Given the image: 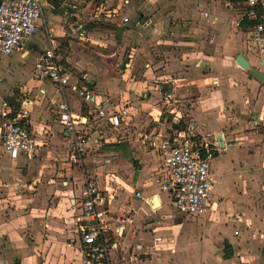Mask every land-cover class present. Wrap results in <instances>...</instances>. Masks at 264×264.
Segmentation results:
<instances>
[{
  "label": "crops",
  "instance_id": "crops-1",
  "mask_svg": "<svg viewBox=\"0 0 264 264\" xmlns=\"http://www.w3.org/2000/svg\"><path fill=\"white\" fill-rule=\"evenodd\" d=\"M238 4V0H142L126 10L131 18L140 11L150 21L149 26L137 29L141 45L131 49L132 60L123 63L126 70L110 79L114 83L105 84L95 70L87 69L88 65L84 68L86 73L71 84L78 80V85L93 89L103 98L109 97L119 109L126 110L132 126L121 131L118 140L103 133L104 138L111 140L97 148L93 143L101 134L92 130L88 110L80 108L74 94L67 96L72 113L86 118L89 146L85 153L95 154L91 162L97 166L89 168L95 176H87L89 171H84L85 159L79 165L69 161L72 139L57 120L55 105L59 95L50 83L33 77L35 60L42 53L32 42L38 34L22 52L11 55H19L23 60L19 65L25 64L30 55L34 57L31 70L8 65V94L0 95V104L6 97H14L12 86L30 70L32 78L18 88L20 95L15 102L26 92L34 98L30 116L39 147L38 155L30 162L10 160L0 151V264H86L73 224V218L80 213L77 203L83 177L99 188L103 187V178L111 183L113 200L108 211L111 226L119 229L121 237L118 250L111 253L110 264H172L179 254L191 253L187 241L179 244V234H175L171 246L160 238L169 230L161 228L157 218H170L163 211L157 189L156 171L162 162L139 138L142 132H168L173 114L181 117L184 128L191 127L204 140L214 137L221 144H230L223 146L210 163L212 175L217 170L219 176L232 175L231 183L239 186L244 183L242 165L254 158V222L246 221L264 237V85L251 74L264 73V56L252 51L246 33L235 28L234 9ZM56 5L53 0L50 9L62 6L68 10L63 3ZM98 24L88 26V35ZM61 29V35H51L53 46L69 66L70 49L79 44ZM41 42L47 47L45 36ZM150 42H154V48L148 50ZM238 56L247 62L246 69L236 62ZM81 57L84 61L86 56ZM2 81L5 80L0 77ZM165 94L172 95L169 105L163 102ZM108 144L117 148H104ZM45 157L51 160L46 161ZM114 168H124V173ZM233 168L240 170L239 178ZM226 182L219 190L212 189L211 202L215 192H226ZM235 190L234 200L228 203V211L233 214L239 213L237 204L243 199ZM136 192L140 197L135 196ZM155 198L159 201L158 212L153 208ZM216 201L218 209L222 201L217 195ZM209 213L203 217L212 218V211ZM232 231L218 228L215 232L221 236L218 234L214 244L204 239L193 264H264V238L236 243ZM225 242L230 254L227 259L222 257ZM131 249L142 252L136 255ZM169 249L172 254L167 252Z\"/></svg>",
  "mask_w": 264,
  "mask_h": 264
},
{
  "label": "built area",
  "instance_id": "built-area-1",
  "mask_svg": "<svg viewBox=\"0 0 264 264\" xmlns=\"http://www.w3.org/2000/svg\"><path fill=\"white\" fill-rule=\"evenodd\" d=\"M44 1L0 0V58L22 52L35 35L44 33L47 47L35 60L33 77L50 83L56 89L59 95V102L55 105L57 120L72 139L69 160L79 165L89 146L85 132L86 118L72 113L67 96L74 94L80 102V108L88 110L87 116L93 123L92 130H98L102 136L93 143L97 148L111 139L118 140L121 131L132 126L131 120L126 110L115 106L109 97L103 98L93 89L78 85V80L71 84L69 68L61 63L57 49L53 46L43 13ZM139 2L140 0H63L62 3L68 8L63 12L65 36L72 40L86 41L87 26L102 21L113 23L117 27L133 24L135 29L145 28L150 21L148 17H144V13L136 11L131 18L118 10L119 6L127 9ZM259 3V0H242L234 9V25L236 29L246 33L252 51L264 56V24L261 22L264 16L258 14L256 7ZM30 95L28 92L22 94L15 108L5 102L0 104V151L13 161L30 162L38 155L39 146L30 116L35 101ZM172 99L171 94L163 96L166 105ZM180 120V116L173 114L171 123L178 125ZM103 133L108 134L111 139L104 138ZM139 138L161 159V166L156 171L157 189L167 195L172 213L189 219L203 217L210 210L214 182L210 163L223 150V146L230 144H221L214 137L209 141L204 140L191 127L169 128L165 133L142 132ZM135 196L140 197V194L136 192ZM112 200L110 182L107 181L99 188L92 180L83 177L77 203L80 213L73 218V224L86 264H110L111 253L120 246L118 239L121 233L119 229L112 228L108 211ZM246 227H252L254 239L264 238L251 223Z\"/></svg>",
  "mask_w": 264,
  "mask_h": 264
},
{
  "label": "rangeland",
  "instance_id": "rangeland-1",
  "mask_svg": "<svg viewBox=\"0 0 264 264\" xmlns=\"http://www.w3.org/2000/svg\"><path fill=\"white\" fill-rule=\"evenodd\" d=\"M54 1L59 6V5H62L63 0H54ZM141 2L142 1L140 0L139 4ZM52 3H53V0L44 1L43 3L44 17L47 21L48 28L51 29L50 34L53 36L61 35L62 33L61 28L64 27L65 25V22L63 19L64 9L62 6H60V7H56L54 10H51L50 6L52 5ZM129 8L123 9L121 6H119L118 10L119 12L121 11L122 14H125L127 12L126 10H128ZM95 26L96 27L92 28L89 32V35L87 38L88 41L86 40L83 42H78L77 40H74L75 44L78 43L79 46L77 45L70 49V54L68 55V57L71 63L68 66V68L70 71V82L71 83L86 73L84 71V68H86L88 65L90 68L87 67V69L89 71L95 70V74L100 79V82L105 83V84L114 83V81L110 79L111 78L116 79L117 75L121 76L124 70H126V68L123 67V63H130V61L132 60V57H130V55H132L130 54V52L132 51L131 49L138 48L141 45V42H140L141 34L137 31V29H134L135 25L133 26V24H127L126 26H123V29H122L121 27H117V25L113 23L102 21L100 22V24L95 25ZM123 33H126V34L122 36ZM42 36L44 37V33H39L35 38L32 39V42L37 45V49L39 51L38 53L43 52L46 47L45 42H41ZM58 40L59 39H57V41ZM153 43L154 42H150L147 44L149 48L148 50H151L154 48ZM82 44H83V47L81 46ZM81 56H86L84 61L82 60ZM33 57L32 55L27 57V59L25 60L26 63L23 65H19L20 63L23 62V60L19 58V55L5 57L0 60V77L5 80L0 83V95L1 96L8 94V90H6V88L9 83V78H11L9 76L10 71L6 69L9 67L8 65H10L11 67L19 66L20 69L21 67L24 69H26V67H30V70H31V65H32L31 60L33 59ZM60 57H61V53H60ZM98 68H100L101 70H106L107 73H105L104 71L98 70ZM30 70L27 71V75L25 74V78L20 79L18 82H16L12 86L11 90L13 91L12 92L13 95L15 94L16 90L18 91V94H19L18 88H20L23 85H26V83L30 81V79L32 78ZM112 72L115 74L114 76H112ZM33 91H36V89H33ZM173 125L174 124L171 123L170 127L173 129H178V128H174ZM69 154L71 155V150ZM252 154L254 155V153H251L250 155ZM93 155L95 154L92 153L88 156L86 153H84L82 155V160L85 159L87 161V166H84V171H87V170L89 171V172H86L88 174V175L86 174L87 176H95L94 171L89 170V168L93 169L95 166H97L96 163L94 165L91 162L93 160ZM49 159L51 160L50 157L44 158V160L46 161ZM221 160H222V157H220V161ZM251 160L252 161L248 163V165H242L241 167L242 175H244V178H243L244 183L239 184V186L236 185L235 187L234 184L231 183L232 180L234 181V178L232 175L230 176V178L227 174L224 176L222 175L219 176L218 170L215 173H213L214 182H213L212 189L217 188L219 190L220 185L224 184V181H227V182L225 183L226 185H224V187L226 188V192L217 191L214 193L215 197L212 198V202L210 204V210L208 211L210 213L212 211L211 213L213 216L212 218L205 219L204 217H200V218H195V219H189L187 217L175 215L174 213H172L171 208L167 206L168 204L167 195L160 192L161 193L160 197L163 202V211L166 212L165 213L166 215L170 216V218L168 219H165L163 217H158L156 221V223L157 222L159 223L161 221V225H159L161 228L163 227L169 230L167 233H164V236L161 235L160 237L162 240H164L163 244L171 246L173 240L175 239V234L176 235L179 234V244L181 245V243L187 241L185 243H189L188 247L191 246V249H192V252L189 254L188 253L179 254L177 258H175V260L172 262V264H178V263L193 264V262H195L197 254L200 251L201 242H203L205 239L213 243V241L216 240L218 234L221 236L220 233L215 232L218 228L223 227V228H226L227 231L233 230L232 235L235 238L236 243H243V242L246 243V242L254 241L252 227L251 229L246 227L247 225L246 220H250L251 222H254V158H251ZM114 169H115L114 171L118 173H120L121 171H122V174L124 173V168H114ZM233 172L236 173L237 178L240 177L239 175H241L240 174L241 172L238 168H233ZM137 175L139 177V175L141 174H137ZM103 180H104L103 181L104 184H106L107 182L106 178H103ZM235 183H237V181ZM234 189H236L235 191L238 192V195L242 196L243 198L242 202L237 204L238 210L240 211H237L239 213H235V214L229 213L228 211V208L230 206L228 203L231 200H234V197H233ZM231 191H232V194H230ZM263 192H264V189H263ZM216 195H217V198L222 201V203L220 202L221 207H218V209H215L217 207L215 203L217 202ZM158 209L159 208L154 209V212H158ZM236 243H235V246H236ZM225 244L226 242L223 243L222 251L224 250ZM185 245L187 246V244ZM160 249L164 250L162 248ZM171 250L172 249H169L167 252H169V254H172L173 252ZM131 252L138 255L142 251L135 250V249L132 251L131 249ZM215 252L219 254V251H215ZM227 252H229V249L227 250ZM156 254H158V252ZM223 254H224V251H223ZM223 254H222V257H223ZM165 256L169 257L168 254L163 255V257ZM139 264H143V263H139Z\"/></svg>",
  "mask_w": 264,
  "mask_h": 264
},
{
  "label": "trees",
  "instance_id": "trees-1",
  "mask_svg": "<svg viewBox=\"0 0 264 264\" xmlns=\"http://www.w3.org/2000/svg\"><path fill=\"white\" fill-rule=\"evenodd\" d=\"M260 3L257 5V11H258V14L259 15H262L264 16V0H259ZM238 2H242V0H238ZM261 22L264 24V20H261ZM254 24H256V22H254ZM87 30H89V27L87 26ZM63 48H66V45L63 46ZM63 60H61V63L63 64L62 62ZM20 94H18V91L16 90L15 91V94H14V97L13 98H9V97H6L4 102L10 106H12L13 108L17 107V103L15 102V98L19 97ZM170 122H171V119H170ZM174 128H178V129H183L184 126L183 124L179 123V125H173ZM104 148L106 149H111V148H117L116 145H113V144H108L106 145ZM129 159V157H128ZM227 244L224 245V254H223V257L224 259H227L230 257V254L229 252H227Z\"/></svg>",
  "mask_w": 264,
  "mask_h": 264
},
{
  "label": "water",
  "instance_id": "water-1",
  "mask_svg": "<svg viewBox=\"0 0 264 264\" xmlns=\"http://www.w3.org/2000/svg\"><path fill=\"white\" fill-rule=\"evenodd\" d=\"M236 62L243 69H246L248 67L247 62L241 56L237 57ZM251 74L256 78V80H258L259 82H261L264 85V73L252 72Z\"/></svg>",
  "mask_w": 264,
  "mask_h": 264
},
{
  "label": "bare ground",
  "instance_id": "bare-ground-1",
  "mask_svg": "<svg viewBox=\"0 0 264 264\" xmlns=\"http://www.w3.org/2000/svg\"><path fill=\"white\" fill-rule=\"evenodd\" d=\"M159 206V201L157 198L154 199V205L153 208L156 209Z\"/></svg>",
  "mask_w": 264,
  "mask_h": 264
}]
</instances>
